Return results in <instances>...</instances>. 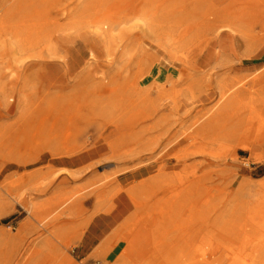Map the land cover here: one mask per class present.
Segmentation results:
<instances>
[{
    "label": "rangeland",
    "instance_id": "1",
    "mask_svg": "<svg viewBox=\"0 0 264 264\" xmlns=\"http://www.w3.org/2000/svg\"><path fill=\"white\" fill-rule=\"evenodd\" d=\"M109 10L136 13L99 35L91 21ZM215 11L232 19V36L202 66ZM222 88L233 91L222 98ZM120 115L135 133L126 142ZM224 129L237 134L204 139ZM110 132L114 157L101 138ZM185 133L193 140L175 143ZM242 136L262 144L243 149ZM67 149L88 163L58 161ZM177 173L178 190L157 188ZM194 178L179 218L154 220ZM66 196L74 203L55 219ZM102 213L121 218L116 230L135 217L126 238L151 228L126 264H264V0H0V264H46L52 245L61 264H117L127 239L109 258L78 252Z\"/></svg>",
    "mask_w": 264,
    "mask_h": 264
},
{
    "label": "bare ground",
    "instance_id": "2",
    "mask_svg": "<svg viewBox=\"0 0 264 264\" xmlns=\"http://www.w3.org/2000/svg\"><path fill=\"white\" fill-rule=\"evenodd\" d=\"M136 13V11L131 10L128 11V13H126L123 16L119 15V11H107L105 14L100 15V16H96L92 21H91V27L94 29V31L99 34V35H103L106 32H110L115 30L116 28H124L125 24L131 22L133 20V15ZM210 13V12H209ZM211 15H213V19H212V23L210 28L212 27V33L214 34V37L212 39V41L205 47L202 48L199 52L202 53L204 50L205 52H203L202 55H199L198 61L196 60V63L202 65V66H207V64H209L211 62V60L213 58H217L220 56V52L218 51V48L222 47L223 44L226 43L227 39L231 38L232 34L230 32H228V30L231 28V23H233L232 19L229 17V15L227 13L223 12H219V11H215L214 13L212 12ZM200 30H198L197 33H195L194 35H199ZM193 30H191V34H192ZM189 33L185 32V34ZM184 34V36H185ZM184 38V37H183ZM182 38V39H183ZM217 48V49H216ZM222 57V56H221ZM177 60L184 66L183 69V74L187 75V78L191 77L190 74V69L192 68V64L190 63L189 60H187L184 57H178ZM31 64H24V62H22L21 67L25 68H29ZM256 80H259L258 77L253 78L250 83H254ZM248 84L243 83L239 89H237L234 93H239L241 91H243V89H245V85ZM17 87L16 84H14V87H11V93L10 94V98L14 99V93L16 91ZM233 90H231V88H222L220 90L221 93V97L224 98L227 94H230V92H232ZM13 106L10 104H5L4 108L2 109L3 112H10L13 110ZM129 112L124 113L127 114L128 116ZM83 119L86 118L85 115L82 116ZM213 117V116H211ZM211 117L208 119V123L212 122ZM124 116L120 115L118 117V119H116L114 121V126L117 128V130H121V136L123 138V141H128L130 139H132V137H134L135 133L132 130V126L129 125V123L125 120L123 121ZM207 124V122H205ZM206 124H204L205 128H206ZM200 126L203 127V124H201ZM209 126V125H207ZM201 130V129H200ZM113 132V131H112ZM108 133L107 135H103L101 136V138L104 140V142L108 145L110 152L112 153V157H114L116 155L117 149L119 147V145L121 144V141H119L116 138H113V134L114 133ZM237 134L236 130H232V129H224L221 130L219 132L216 133H211L210 131H207V133L204 134V139L207 140L208 142H218V141H225L228 139H231L232 137H234ZM193 136L191 135V133H185L184 135H182L181 137H179V139H176L175 143L180 142L181 140H193L192 138ZM252 141L250 142L251 144L246 143V139L244 138V136H242V138L240 139V143H239V147L243 148V149H247L252 151L253 149H255V147L258 144H262L261 140H257L255 138L251 139ZM52 154L54 156H61L62 154L60 152L57 151H53ZM74 154L73 150L67 149L65 151V155L66 157H61L60 159H58V161H73V159H75V156L72 155ZM84 154V153H83ZM115 154V155H114ZM72 155V156H71ZM111 157V156H110ZM177 158L180 159V156H178ZM178 160V159H177ZM61 165H65V163L61 164ZM60 170H63L60 168ZM68 170V169H67ZM163 173L160 171L158 177H154L151 180H154L153 183H157L156 180L159 179V177L161 178V175ZM176 177H172L170 179L165 178V181H163V184H161L160 186L156 184V186H158L157 188H162V191L164 192H172L175 190H178V187H180L181 185H176L177 181L178 182H183L185 184V181H183L184 176H182L181 174L177 173L175 174ZM156 178V179H155ZM174 179H178V180H174ZM196 178H194L193 180H191V184L190 186L188 185L187 187H184L185 189H183V191L177 193L175 195V197H177L178 195H181L180 197H177L176 200H174L172 203H170V205L168 206L167 210L158 212L157 215L154 216V220L157 221V219H159L161 216H166L169 215V217H174V216H180L182 207L185 206V202L186 201H190L191 197H193L195 195V190L191 189L193 184L196 182L195 180ZM155 186V187H156ZM118 193V192H116ZM130 194H131V199H133V196H136V192L134 189L130 190ZM116 195V194H115ZM89 197V195H88ZM89 200V198H88ZM73 200H72V196H66L62 199L61 203L59 204V206L57 207V209L55 210V219L61 220L63 218V215L65 214L67 208H71V204H73ZM129 205V204H127ZM126 205V206H127ZM125 206V207H126ZM124 207V208H125ZM135 217L130 216L129 218H127L125 220V222L123 224H121L118 229L116 230V232H114L112 234V236H110V239L108 241H106V246L104 248H112L114 247L116 240H125L127 239L129 241V246L120 254L119 256V260L120 262L117 264H126L128 262V260L130 258H132V256L134 255V252L136 250L137 247V242H138V236L139 234L143 233H148L151 231V228H148L147 225H145V227H140L139 228V232L137 234H135L134 236H124L123 232L124 230H128L130 229V226H133V220ZM61 223H65V221H61ZM64 225V224H63ZM155 229L157 227V225L154 223L153 224ZM23 227V226H22ZM158 229V228H157ZM133 232H135L133 230ZM141 232V233H140ZM66 256L63 255V253L61 252V249L56 245H52L51 247H49L48 249H46L45 251L42 252V256H41V260L44 261L46 264H61L64 260H66ZM9 261L11 260V257L8 259ZM68 261V260H67Z\"/></svg>",
    "mask_w": 264,
    "mask_h": 264
},
{
    "label": "crops",
    "instance_id": "3",
    "mask_svg": "<svg viewBox=\"0 0 264 264\" xmlns=\"http://www.w3.org/2000/svg\"><path fill=\"white\" fill-rule=\"evenodd\" d=\"M82 162L81 156H78L75 157L72 162L70 161V164H79L81 166L88 163ZM116 218V215L106 213L97 214L93 218H90L85 233L78 246L79 254L85 256V259H88V257L93 254L106 255V258H109L116 248V244L112 248L104 247L106 246V241L110 239V236H112L116 230V225L119 222V219H121L119 217Z\"/></svg>",
    "mask_w": 264,
    "mask_h": 264
}]
</instances>
